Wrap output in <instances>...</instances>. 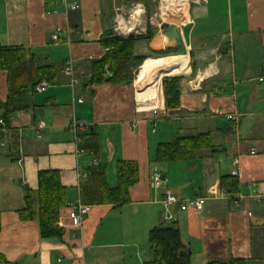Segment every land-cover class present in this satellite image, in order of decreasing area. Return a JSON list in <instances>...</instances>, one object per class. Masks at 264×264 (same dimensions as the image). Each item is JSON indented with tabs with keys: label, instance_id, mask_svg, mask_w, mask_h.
I'll use <instances>...</instances> for the list:
<instances>
[{
	"label": "crops",
	"instance_id": "crops-1",
	"mask_svg": "<svg viewBox=\"0 0 264 264\" xmlns=\"http://www.w3.org/2000/svg\"><path fill=\"white\" fill-rule=\"evenodd\" d=\"M110 3L56 0L46 8L43 0H0V46H23L35 65L58 68L44 93H23L24 108L11 113L7 133L0 132V254L14 264H143L148 231L171 214L191 264L231 257L264 264V82L257 81L264 75V0H191L176 46H165L162 30L136 40L134 54L150 66L141 73L142 63L135 81L83 86L89 62L107 51L100 38L112 27ZM167 57L175 59L156 69L154 59ZM68 61L73 84L64 73ZM165 76L181 77L178 108L165 109ZM7 94V72L0 71V102ZM73 119L82 124L75 132L68 125ZM38 120L45 127L36 137ZM89 132L98 138L96 154L77 150ZM196 132H210V148L188 160H155L158 143ZM125 159L137 162L139 176L127 204L91 206L79 228L70 226L65 206L57 239H42L36 219H20L25 189L36 191L40 170L59 171L72 203L79 199L78 173L93 160L112 188L117 161ZM155 168L167 179L159 190L150 185ZM223 177L234 178L238 191L221 186ZM164 190L180 200L204 196L205 204L198 211L177 205L166 211Z\"/></svg>",
	"mask_w": 264,
	"mask_h": 264
},
{
	"label": "trees",
	"instance_id": "trees-1",
	"mask_svg": "<svg viewBox=\"0 0 264 264\" xmlns=\"http://www.w3.org/2000/svg\"><path fill=\"white\" fill-rule=\"evenodd\" d=\"M56 0H43L48 8ZM117 4L130 6L131 3H142L148 15L151 8L150 0H117ZM145 34L117 35L109 27L100 38V45L107 49L100 58L89 62V75L83 79V86L99 82L132 83L140 75L142 61L145 56L134 54L136 40L149 41L155 29L149 23L145 28ZM150 66L149 59L142 65L141 73ZM0 71L7 72L8 96L4 102H0V110L3 111V119L7 122L11 113L21 110L23 93L28 89L34 91V87L40 81H46L50 85L56 82L58 68L55 65H35L33 55L29 54L23 46H0ZM180 76H165L161 80L165 109L178 108L180 89ZM84 139L77 146L96 154L98 151V138L92 132L84 134ZM210 132H196L194 135L172 136L167 142L156 145L155 160L163 162H178L195 157L196 152L210 148ZM85 176L78 184L79 200L82 204L97 206L107 204L123 206L130 200L129 188L139 180L138 164L133 160H118L116 164L117 183L109 187L105 168L90 165L83 170ZM37 189H25L24 207L18 215L22 221L36 219L39 224V236L41 238H61L64 232L58 224V215L67 203L66 188L62 185L59 171L54 169L40 170L37 174ZM221 186L235 193L238 191L237 181L234 178L223 177ZM1 213V211H0ZM1 228V223H0ZM147 244L149 258L143 264H191L187 246L181 242L180 231L172 223L162 222L152 227L149 231ZM1 264H14L7 261L0 254ZM207 264H247L245 258H233L228 261L214 260Z\"/></svg>",
	"mask_w": 264,
	"mask_h": 264
},
{
	"label": "built area",
	"instance_id": "built-area-1",
	"mask_svg": "<svg viewBox=\"0 0 264 264\" xmlns=\"http://www.w3.org/2000/svg\"><path fill=\"white\" fill-rule=\"evenodd\" d=\"M65 6L67 8L70 9H77V3L76 2H66ZM64 73H66L68 76H70L72 78L73 76V70H72V64L68 61L65 63V68H64ZM257 81L262 83L264 82V75H261L257 78ZM77 81L75 79H71V83H76ZM50 86V84L46 81H40L37 83V85L34 87V92H43L45 91L48 87ZM80 101V100H78ZM3 111L0 110V132H2L3 134H6L8 131L7 128V124L5 123L3 117ZM228 118L230 119H234L237 115H227ZM37 124L35 125V134L36 137H39V135L41 134L40 131L41 129H43L45 127V123L41 120H38V122H36ZM69 127L75 132L78 126H81L82 124L79 123V121L73 119L71 120V122L68 124ZM75 141L78 143L79 142V136L77 134H75ZM1 145H4V143H1ZM78 145V144H77ZM77 150L79 152L85 151L84 149H80L77 146ZM253 151V150H252ZM239 162L238 158H235L233 160V163L235 165H237ZM96 160L92 161V165H96ZM232 175L233 176H238L239 172L237 170V168H234L232 170ZM151 188L154 190H159V188L161 187L162 184H165L167 179L164 175H162L160 173L159 170H157L156 168L151 172ZM83 176H85V172H79L78 173V184L81 178H83ZM205 197L204 196H198V197H193L190 199H184V200H180L177 196H175L173 194V192L171 190H164L163 194H162V199H161V203H163V207L165 208V210L167 211L169 209V207L171 205H177L178 208L180 210H188V209H193L195 211L201 210L205 204ZM235 203H238L235 201ZM66 207L68 209V220L70 221V226L73 228H79L82 226V219L84 218V216L89 212L91 206L87 205V204H82L80 202V200L78 199L75 202L72 203H66ZM163 221L165 223H170L171 220L173 219L171 214H164L162 216Z\"/></svg>",
	"mask_w": 264,
	"mask_h": 264
},
{
	"label": "rangeland",
	"instance_id": "rangeland-1",
	"mask_svg": "<svg viewBox=\"0 0 264 264\" xmlns=\"http://www.w3.org/2000/svg\"><path fill=\"white\" fill-rule=\"evenodd\" d=\"M117 0H110V4L113 7V19H111V28L118 33H125L128 35L145 34V28L150 23L155 30H163L168 24L173 23L174 20H168L163 15L164 3L169 8L177 10L172 13V18L176 19L178 23L182 21V18L189 6L191 0H185L186 6L184 9H177L179 0H150L151 1V12L147 15L145 6L142 3H131L130 6H122L116 3ZM170 3V4H169ZM169 4V5H168ZM170 12V11H169ZM175 22V21H174ZM177 23V22H176ZM116 30V31H115ZM121 31V32H120ZM118 33H116L118 35ZM48 89V88H47ZM38 92V93H44Z\"/></svg>",
	"mask_w": 264,
	"mask_h": 264
},
{
	"label": "water",
	"instance_id": "water-1",
	"mask_svg": "<svg viewBox=\"0 0 264 264\" xmlns=\"http://www.w3.org/2000/svg\"><path fill=\"white\" fill-rule=\"evenodd\" d=\"M180 28H181L180 23L178 22L170 23L165 28H163L162 33L167 39L166 45H165L166 47L172 48L178 44L177 38H178V35L180 34L179 32ZM187 253L188 254L191 253L190 249H187Z\"/></svg>",
	"mask_w": 264,
	"mask_h": 264
},
{
	"label": "bare ground",
	"instance_id": "bare-ground-1",
	"mask_svg": "<svg viewBox=\"0 0 264 264\" xmlns=\"http://www.w3.org/2000/svg\"><path fill=\"white\" fill-rule=\"evenodd\" d=\"M167 1V0H164V2ZM186 1L185 0H179V4L176 6L177 9H184L185 6H186ZM170 4V3H169ZM168 4V5H169ZM164 8H163V15L165 18H167L168 20H174L175 22H178L176 19L172 18V13L171 12H176L177 10L175 9L174 11V8H169L165 3H164ZM170 11V12H169ZM173 21V22H174ZM175 58L174 57H167V58H164V59H159V58H155L154 59V62H155V68L156 69H161V67H163V63L165 62H168V61H165V60H174Z\"/></svg>",
	"mask_w": 264,
	"mask_h": 264
}]
</instances>
